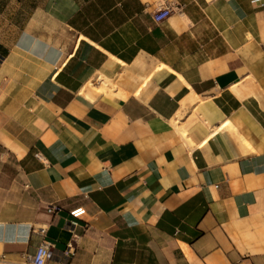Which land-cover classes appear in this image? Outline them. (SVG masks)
Masks as SVG:
<instances>
[{"label":"crops","instance_id":"obj_1","mask_svg":"<svg viewBox=\"0 0 264 264\" xmlns=\"http://www.w3.org/2000/svg\"><path fill=\"white\" fill-rule=\"evenodd\" d=\"M160 1L0 6L3 264H264V0Z\"/></svg>","mask_w":264,"mask_h":264},{"label":"built area","instance_id":"obj_2","mask_svg":"<svg viewBox=\"0 0 264 264\" xmlns=\"http://www.w3.org/2000/svg\"><path fill=\"white\" fill-rule=\"evenodd\" d=\"M178 7L176 3H173L168 0H162L160 1L154 10L152 11V19L155 22L162 21L166 17H168L171 13H173ZM46 210L48 212H51L53 210V207L51 205H48ZM82 212L81 209L77 208L72 211H70V215L73 217H76ZM50 243L43 241V243L37 248L36 252L28 257L24 264H47V259L50 257V251L48 250V245ZM5 263L3 260V256L0 259V264Z\"/></svg>","mask_w":264,"mask_h":264},{"label":"rangeland","instance_id":"obj_3","mask_svg":"<svg viewBox=\"0 0 264 264\" xmlns=\"http://www.w3.org/2000/svg\"><path fill=\"white\" fill-rule=\"evenodd\" d=\"M10 1H13V0H0V6H2L1 8L3 9L6 4L11 5L12 2H10ZM0 26L4 27L5 21H0Z\"/></svg>","mask_w":264,"mask_h":264},{"label":"bare ground","instance_id":"obj_4","mask_svg":"<svg viewBox=\"0 0 264 264\" xmlns=\"http://www.w3.org/2000/svg\"><path fill=\"white\" fill-rule=\"evenodd\" d=\"M204 153V152H203Z\"/></svg>","mask_w":264,"mask_h":264}]
</instances>
